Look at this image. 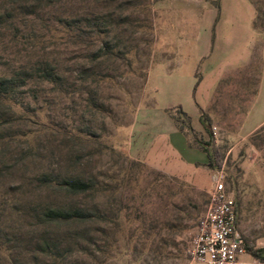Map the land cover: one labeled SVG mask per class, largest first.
Wrapping results in <instances>:
<instances>
[{
  "label": "rangeland",
  "instance_id": "1",
  "mask_svg": "<svg viewBox=\"0 0 264 264\" xmlns=\"http://www.w3.org/2000/svg\"><path fill=\"white\" fill-rule=\"evenodd\" d=\"M185 1L0 0L8 19L0 28V72L33 75L16 100L0 106V243L11 248H0V264L10 255L51 264L36 254L42 237L61 254L58 264H189L220 169L245 244L264 248V143L251 141L262 125L248 131L264 117V90L243 123L264 64V0H249L257 38L248 63L221 79L198 118L190 94L175 88L201 76L208 83L217 53L198 61L200 49L181 46L182 37L197 36L185 31L198 25L181 10L196 13L198 2ZM97 15L109 17L105 41L120 56L93 58L101 43L82 19ZM67 16L77 21L69 35L59 26ZM42 65L64 73L66 91L41 81ZM84 71L92 76L81 90ZM198 143L209 149L212 166ZM65 177L89 189L70 191L59 185ZM45 207L85 209L90 218L40 222Z\"/></svg>",
  "mask_w": 264,
  "mask_h": 264
},
{
  "label": "crops",
  "instance_id": "2",
  "mask_svg": "<svg viewBox=\"0 0 264 264\" xmlns=\"http://www.w3.org/2000/svg\"><path fill=\"white\" fill-rule=\"evenodd\" d=\"M184 1L179 0V2ZM186 1L188 3L191 2V0ZM196 1L198 2L196 13L195 10L188 9V6L181 8V10L188 13L189 17L198 18L197 29L189 27V30L185 31L188 36L191 33H197V36L195 34L193 37H182L184 42L181 46H188V49H200L201 52L196 53L198 61L208 60L215 53L217 55H215L214 59L218 61L214 62V60L208 71H206V75L210 74L208 83L205 81V76H201L199 79L195 77L196 82L192 86L190 82L186 81L185 85L179 84L175 89L181 90L186 96L190 94L188 106L190 111L198 118L199 107H204L208 104L221 79L229 72L248 63L257 33L253 27L255 9L249 0H219L216 6L211 4L213 0ZM262 54L264 61V43L262 45ZM168 82L172 83L175 81L171 79ZM263 90L264 64L255 94V101H253L251 108L247 111L243 123L249 118L251 110ZM170 106H179L184 112L192 115L181 104H171ZM263 124L264 117L255 122L248 131H253Z\"/></svg>",
  "mask_w": 264,
  "mask_h": 264
},
{
  "label": "trees",
  "instance_id": "3",
  "mask_svg": "<svg viewBox=\"0 0 264 264\" xmlns=\"http://www.w3.org/2000/svg\"><path fill=\"white\" fill-rule=\"evenodd\" d=\"M61 0H46L47 3L52 4L54 2H59ZM256 4V3H255ZM108 16V15H107ZM89 17H84L82 20L84 22H92V26L96 27V30L94 31V38L98 43H101V45L98 47V52L93 55V58L95 60H98L105 56L106 58H112L117 57L121 54V50L118 49V51H114L113 47H110L107 44L106 36L107 30L104 29L105 24L110 21V19H107L109 17L97 15L93 17L92 19H88ZM8 19H5L4 17L0 16V28L1 25L7 22ZM255 20V19H254ZM81 23L82 21H78ZM77 21H74L73 17H64L63 19H60L59 26L60 29L63 31L64 34H71V31L74 29V24H76ZM105 23V24H104ZM91 24V23H90ZM94 24V25H93ZM85 25V24H84ZM82 25V26H84ZM254 27V22H253ZM255 29V27H254ZM264 34V30L262 31ZM123 53V52H122ZM43 67H40V79L44 83H48L54 86L57 90H65L66 91V83L68 81V78L64 75V73H61L57 70V68L52 67L51 65H42ZM32 74V73H31ZM28 75V73L22 69L17 70H10L9 72H0V106H7V103L12 102L13 100H16V94H18L19 90L26 85L27 81L30 80L33 75ZM94 75V74H93ZM88 76H92L91 74H88L86 71L83 72V75L80 79V89L86 90L89 88L87 85V78ZM94 77H93V80ZM91 81V82H92ZM97 82V81H96ZM15 103V102H14ZM178 111L183 116H187L184 111H181L178 107ZM200 123L206 128V124L200 117L199 119ZM179 129L182 130L183 127L179 126ZM190 130V128H189ZM260 141L261 144L264 143V124L255 132V134L251 137V141H253V145L258 146L256 141ZM202 150L205 152L207 159H208V165H213V156L210 153L209 149L204 146L201 143H198ZM41 180L45 183L50 182L48 178H46L45 175L41 177ZM59 185L62 187L73 191V192H86L89 189V184H87L84 181H81L79 179L71 178V177H65L62 178L59 181ZM237 213V210H236ZM90 213L85 209L80 208H74L69 210H63V209H56V208H42L40 209L38 215H36V218L40 220V222L44 223H51V222H57V221H78V222H86L89 220ZM3 243H0V248H4L7 252H11L10 247H4L2 245ZM3 246V247H2ZM247 249L251 252V254L264 261V248L261 249H253L247 245ZM36 254L40 256V258L44 261L45 259H50L51 264H58L61 261V254L58 253L55 250L54 245H51V242H49V239H46L42 237L40 239V242L36 246ZM11 259L7 260V263L5 264H27L23 262L16 261V259L12 256ZM12 261V262H11ZM38 264V263H33ZM45 264V263H43Z\"/></svg>",
  "mask_w": 264,
  "mask_h": 264
},
{
  "label": "built area",
  "instance_id": "4",
  "mask_svg": "<svg viewBox=\"0 0 264 264\" xmlns=\"http://www.w3.org/2000/svg\"><path fill=\"white\" fill-rule=\"evenodd\" d=\"M209 206L188 248L189 264H264L247 249L237 224L236 202L222 169L213 173Z\"/></svg>",
  "mask_w": 264,
  "mask_h": 264
}]
</instances>
